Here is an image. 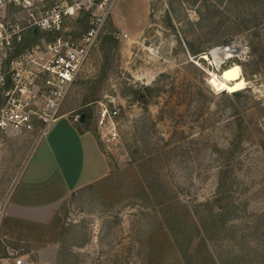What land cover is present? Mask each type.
<instances>
[{
    "label": "rangeland",
    "instance_id": "374dc122",
    "mask_svg": "<svg viewBox=\"0 0 264 264\" xmlns=\"http://www.w3.org/2000/svg\"><path fill=\"white\" fill-rule=\"evenodd\" d=\"M233 42L249 54L211 57ZM223 61L242 66L246 89L232 93L209 75ZM99 101L120 109L111 148L97 134ZM62 114L42 136L0 138V255L24 245L28 264H264V0H118ZM71 123L96 135L106 173L48 215L6 216L7 203L55 201L60 170L73 183L79 145L53 130L72 133ZM60 142L74 149L69 162ZM233 149L241 209L226 219L236 232L218 233L220 169Z\"/></svg>",
    "mask_w": 264,
    "mask_h": 264
},
{
    "label": "built area",
    "instance_id": "2783aa9c",
    "mask_svg": "<svg viewBox=\"0 0 264 264\" xmlns=\"http://www.w3.org/2000/svg\"><path fill=\"white\" fill-rule=\"evenodd\" d=\"M117 1L0 0V138L35 131L42 136L63 116ZM127 36L119 33V38ZM230 46L233 54L228 58L249 54V47L235 42ZM210 55L214 57L212 51ZM119 115V108L98 102L97 134L107 148L120 140ZM8 253L15 264H28L24 245L11 246Z\"/></svg>",
    "mask_w": 264,
    "mask_h": 264
},
{
    "label": "crops",
    "instance_id": "0c3cea01",
    "mask_svg": "<svg viewBox=\"0 0 264 264\" xmlns=\"http://www.w3.org/2000/svg\"><path fill=\"white\" fill-rule=\"evenodd\" d=\"M71 124H73L72 133H70L72 131L70 126H68L67 129L65 127L57 128L55 126L53 130L57 132V135L59 137L60 135H63L65 137V134H70L69 137L73 139L74 144L78 143L79 145L80 153L83 158V164L79 171H75L73 174L70 173L73 177V180H71L73 183L68 181L65 172L60 170L58 175L62 179L60 183L62 184L63 189L61 190L62 194H60L55 201L51 202L50 204L35 205L18 200L12 205L9 204L11 205L10 207L7 203V205L5 206L6 216H9L12 219L25 221L28 219H36L38 217L41 218V215H44L45 213H47L48 215V212L50 210L49 207H51L52 205H56L60 201L64 200L71 192H74L76 189L81 188L85 184L93 182L95 180L97 181L106 173V156L99 146L96 135L91 130L80 129L76 126V124ZM73 151L74 149H72L70 144L68 145L67 143L63 142L58 143L59 154L66 152L65 160H67L68 162L73 159ZM69 166L73 167V164L69 163ZM56 170L58 172V168H56ZM51 250H53V246L50 248V251ZM0 264H15V262L11 258H6V256L0 255Z\"/></svg>",
    "mask_w": 264,
    "mask_h": 264
},
{
    "label": "trees",
    "instance_id": "16d2710c",
    "mask_svg": "<svg viewBox=\"0 0 264 264\" xmlns=\"http://www.w3.org/2000/svg\"><path fill=\"white\" fill-rule=\"evenodd\" d=\"M239 91H242V90H239ZM234 95L239 96V95H241V93L237 92ZM87 115L89 117V114H87ZM231 155H232L231 157H226V159H224L223 165L220 169V178H219L220 182H219V187H218V193H217V196L215 199V201L218 203L217 204L218 212L214 215L215 217H217V219L214 217V220L212 223V227L215 228L218 231V233H220V231L227 230L226 228H230L231 230L236 232L235 225H233V224L231 226L227 225L226 219L237 217L238 212L241 209L239 203H237L235 201V199H233V195H232L234 184H235V182H234L235 177L233 174L234 159H235V150L234 149H233ZM232 176H233V178H232ZM163 201L165 204L168 202V200H163ZM207 205H213V208H214L213 202H208ZM263 217H264V214H263ZM174 229H175V227H174ZM172 231H173V228H172ZM230 264H232V263H230Z\"/></svg>",
    "mask_w": 264,
    "mask_h": 264
},
{
    "label": "bare ground",
    "instance_id": "6f19581e",
    "mask_svg": "<svg viewBox=\"0 0 264 264\" xmlns=\"http://www.w3.org/2000/svg\"><path fill=\"white\" fill-rule=\"evenodd\" d=\"M227 47V46H226ZM214 48L212 54L216 56L218 60H222L224 57H231L233 46L228 45V47ZM240 48L239 46H237ZM222 52L219 54L218 52ZM204 59H209V54L203 55ZM209 75L215 80L219 81L224 86H227L232 92L243 90L249 85V81L245 78L243 73V68L238 63H233L230 66L226 67L223 71L218 74L216 71L209 72Z\"/></svg>",
    "mask_w": 264,
    "mask_h": 264
},
{
    "label": "water",
    "instance_id": "95a60500",
    "mask_svg": "<svg viewBox=\"0 0 264 264\" xmlns=\"http://www.w3.org/2000/svg\"><path fill=\"white\" fill-rule=\"evenodd\" d=\"M87 121H88L87 113L85 112L81 113V115L79 116V123L81 124V126L86 127Z\"/></svg>",
    "mask_w": 264,
    "mask_h": 264
}]
</instances>
